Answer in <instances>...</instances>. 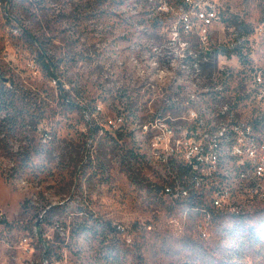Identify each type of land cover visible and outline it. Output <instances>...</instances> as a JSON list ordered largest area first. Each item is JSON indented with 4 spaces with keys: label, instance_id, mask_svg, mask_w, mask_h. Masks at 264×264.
I'll return each instance as SVG.
<instances>
[{
    "label": "rangeland",
    "instance_id": "374dc122",
    "mask_svg": "<svg viewBox=\"0 0 264 264\" xmlns=\"http://www.w3.org/2000/svg\"><path fill=\"white\" fill-rule=\"evenodd\" d=\"M180 1L0 0V264H193L187 236L209 258L264 264V200L239 190L237 135L223 129L262 109L248 89L264 0H219L205 36L196 21L181 29ZM144 128L217 137L219 186L248 215L162 198L158 173L191 193L192 179L171 172ZM235 216L261 230L254 250L235 251L249 243Z\"/></svg>",
    "mask_w": 264,
    "mask_h": 264
},
{
    "label": "built area",
    "instance_id": "2783aa9c",
    "mask_svg": "<svg viewBox=\"0 0 264 264\" xmlns=\"http://www.w3.org/2000/svg\"><path fill=\"white\" fill-rule=\"evenodd\" d=\"M219 0H181L178 7V24L186 32L193 31L194 21L198 22L195 32L205 36L206 26L221 18L218 8ZM178 26H173L177 33ZM261 42L254 63L250 69V86L248 91L262 108L251 121H231L223 129H232V135H237V149L235 159L242 168L247 180L250 203L255 197L264 200V16L258 21L254 30ZM152 134L151 140L155 145L157 157H163L171 172H178V168H185L183 178L192 179V194L199 196V206L190 210L195 214L212 217L214 213L226 212L230 215L247 214L251 211L236 201H227L223 190L219 186V177L211 168L213 140L204 135L200 128H144ZM178 131H180L178 133ZM159 180L151 181L164 199L176 204L180 198L176 192L171 176H160ZM201 225V223H200ZM204 233V232H201Z\"/></svg>",
    "mask_w": 264,
    "mask_h": 264
},
{
    "label": "trees",
    "instance_id": "16d2710c",
    "mask_svg": "<svg viewBox=\"0 0 264 264\" xmlns=\"http://www.w3.org/2000/svg\"><path fill=\"white\" fill-rule=\"evenodd\" d=\"M26 35L29 37V39L32 41V42H37L38 41V38L36 36H34L31 32H29L28 30H26ZM234 50H225L223 53L224 54H231L233 53ZM211 52H208V56H211ZM41 54V57H40V61L42 63V65L44 66L45 70L46 71H50V73L52 75H54V64L52 62L51 59H49L45 54L44 52L40 51ZM239 55V53H238ZM59 85V92L61 94L62 97L65 96V90L64 88H62V86ZM239 85H237L235 88L237 89L236 92H238V87ZM9 92V90L5 89V88H2L0 89V94H7ZM242 97L241 96H238L236 98L237 102L239 100H241ZM235 217H239V216H235ZM244 218L243 217H239V222L237 224H235L236 226L238 227H241V230L243 231H247L248 232V240H249V243L245 244L244 240H239L236 244H235V251L237 253H240V251L242 250V247L246 246V247H249L251 248L252 250L255 249V245L257 243L258 240V237L260 236L261 234V230H256L254 226H251V225H247L246 227L244 226L246 223L244 222ZM229 228L230 227H226V228H223L222 230L223 231H229ZM253 239V240H251ZM219 243H216L215 246L219 247V248H222V249H226V247L224 246H218ZM181 245H183L185 248L189 249L191 252H194L195 253V256H192L190 255V260L193 264H233V263H230V261L228 260H225V258H209L208 256L211 255V253L213 252V248H207V247H203L201 245H199L197 242H195L193 239H190L189 236L183 238V242L181 243ZM238 264V263H236Z\"/></svg>",
    "mask_w": 264,
    "mask_h": 264
},
{
    "label": "bare ground",
    "instance_id": "6f19581e",
    "mask_svg": "<svg viewBox=\"0 0 264 264\" xmlns=\"http://www.w3.org/2000/svg\"><path fill=\"white\" fill-rule=\"evenodd\" d=\"M214 141L213 143V152L215 153V150L218 151L220 146H221V142H219L217 140V137H215V139H211ZM237 149V148H236ZM236 153V151H235ZM217 162V154L215 153V158H211V168H214L215 163ZM235 162H237L238 166H239V162L238 160L235 159ZM185 176V173H184ZM239 178H241V183H239V190H242V192L244 193V195H248L247 199L250 200V196H249V189L247 188H242V187H247V180L246 178H244L243 175V171L242 168L239 171ZM180 181H182L181 179H177V178H172L171 182H173L176 192H178V194L180 195V198L177 200L181 201V202H188L189 203V210L194 209L195 207H198L199 205L196 203L197 199H199V196L197 197V199L193 202L194 200V195L191 193L190 189L185 186L183 183H181Z\"/></svg>",
    "mask_w": 264,
    "mask_h": 264
}]
</instances>
